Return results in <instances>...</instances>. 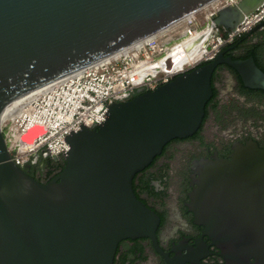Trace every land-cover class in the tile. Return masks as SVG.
I'll return each mask as SVG.
<instances>
[{
  "label": "water",
  "instance_id": "1",
  "mask_svg": "<svg viewBox=\"0 0 264 264\" xmlns=\"http://www.w3.org/2000/svg\"><path fill=\"white\" fill-rule=\"evenodd\" d=\"M212 1L0 0V264H113L122 239L155 237L159 216L137 197L135 174L168 141L198 130L218 64L234 67L246 86L264 88L253 56L234 60L220 51L154 90L110 103L102 124L67 136L65 165L48 181L11 159L1 125L27 94ZM263 2L219 9L200 49L218 33L216 26L233 30ZM263 28L264 21L249 33ZM198 40L177 62L168 56L159 66L172 72ZM39 132L43 127L36 125L21 142ZM195 165L189 206L196 222L229 261L264 264V148L250 140L236 145L230 158L214 155Z\"/></svg>",
  "mask_w": 264,
  "mask_h": 264
},
{
  "label": "flooded vegetation",
  "instance_id": "2",
  "mask_svg": "<svg viewBox=\"0 0 264 264\" xmlns=\"http://www.w3.org/2000/svg\"><path fill=\"white\" fill-rule=\"evenodd\" d=\"M215 29L225 31L219 25ZM257 47L264 62V28L249 33L241 44L228 48L225 45L220 51L239 60L252 56L246 54ZM255 61L264 71L260 59ZM211 84L213 94L205 105L198 130L191 136L168 141L161 153L134 176L137 197L159 216L155 237L122 239L113 264H255L254 258L236 262L224 256L221 248L205 233V227L196 222L189 206V193L197 176L195 161L214 155L230 158L236 145L250 140L264 148V88L246 86L239 72L225 62L216 66ZM42 159L50 158L40 154L26 169L46 181L42 170L33 167L38 161L43 162Z\"/></svg>",
  "mask_w": 264,
  "mask_h": 264
},
{
  "label": "built area",
  "instance_id": "3",
  "mask_svg": "<svg viewBox=\"0 0 264 264\" xmlns=\"http://www.w3.org/2000/svg\"><path fill=\"white\" fill-rule=\"evenodd\" d=\"M240 1L213 0L156 32L159 35L151 42L144 43L142 41L147 37L143 38L125 47H131L126 54L113 56L122 49L50 83L52 85L43 92L24 96L1 125L11 159L24 167L40 154L50 158L64 157L70 148L67 136L80 131L83 126L93 128L102 124L107 118L110 103L127 101L138 94V89L154 90L177 75L213 59L223 46L249 33L264 21V2L246 15L233 30L218 32L206 47L194 51V58L186 54L183 62L172 72H165L157 65V61L170 48L186 43L198 31L210 25L219 9ZM201 17L207 23L205 27L199 25ZM169 31L171 47L168 41L160 42V37ZM138 42L142 43L134 46ZM36 125L43 127V133L32 142L22 143L23 135Z\"/></svg>",
  "mask_w": 264,
  "mask_h": 264
},
{
  "label": "bare ground",
  "instance_id": "4",
  "mask_svg": "<svg viewBox=\"0 0 264 264\" xmlns=\"http://www.w3.org/2000/svg\"><path fill=\"white\" fill-rule=\"evenodd\" d=\"M211 31H212V26H211V24H210V25H208L203 31H202V30H201V31H198V33H197L193 38L189 39L186 43H182V44H179V45L174 46L173 48H170V49L168 50L167 54L164 55V56H162L161 59H159V60L157 61V65H161L162 63H164L165 60H166V58H167L168 56H170V57L173 59V61L176 59V62H177V60L179 59V56L181 55V53H183V52L186 50V47H189V46L193 45V44H194V41H195L196 39H199V40H198V43L194 45V48H193V49H194V51H199V49H200V47H201V43H202V41L200 42V39H202L203 37H204V39H205V38H208V37H209V34H210ZM157 35H159V33H156V34H154V35H151V36L147 37V38H146L145 40H143L142 42H144V43H149V42H151L152 40H154V38H155ZM142 42H138V43H137L136 45H134V46H137V45H139V44L142 43ZM129 49H131V47H129V48H127V49H124V50H122V51H120V52L114 54L113 56H118V55L126 54V53L129 51ZM194 51H193V52H194ZM193 52L189 53L190 56H192V58H194V53H193ZM181 63H182V62H178L176 65L179 66ZM177 66H176V67H177ZM52 84H53V83H52ZM52 84H49V85L44 86V87H42V88H39L38 90H36V91L30 93V94L27 95V96L33 95V94H35V93L43 92V91L46 90L48 87H50ZM22 99H23V98H22Z\"/></svg>",
  "mask_w": 264,
  "mask_h": 264
},
{
  "label": "trees",
  "instance_id": "5",
  "mask_svg": "<svg viewBox=\"0 0 264 264\" xmlns=\"http://www.w3.org/2000/svg\"><path fill=\"white\" fill-rule=\"evenodd\" d=\"M247 37L248 34H244L240 38L236 39L233 43L226 45V47L228 48L232 44H241L244 40H246ZM246 55L247 56L252 55L256 60L260 59L261 61V57H260L261 53L258 47L252 48ZM262 63L264 65V62ZM41 161H43L41 162L42 165L41 163H39L40 161H38L37 163H35V165H33V167L35 170H42L41 174L43 176H46V181H48L53 174L59 173L65 165V160L63 157H59L58 159H54V158H50L46 160L42 159Z\"/></svg>",
  "mask_w": 264,
  "mask_h": 264
},
{
  "label": "rangeland",
  "instance_id": "6",
  "mask_svg": "<svg viewBox=\"0 0 264 264\" xmlns=\"http://www.w3.org/2000/svg\"><path fill=\"white\" fill-rule=\"evenodd\" d=\"M206 24H207V23L205 22L204 18L201 17V18H200V21H199V25H200V27H205ZM205 28H206V27H205ZM205 28H204V29H205ZM204 29H203V30H204ZM203 30H202V31H203ZM261 31H262V30H261ZM166 41H168V46L171 47V31L167 32L165 35H162V36L160 37V42H161V43L166 42ZM34 127H36V126H34ZM34 127H33V128H34ZM41 133H43V132H39L37 135H39V134H41ZM37 135H35L34 138H35ZM34 138H33V139H34ZM33 139H32V141H33ZM32 141H31V142H32Z\"/></svg>",
  "mask_w": 264,
  "mask_h": 264
}]
</instances>
